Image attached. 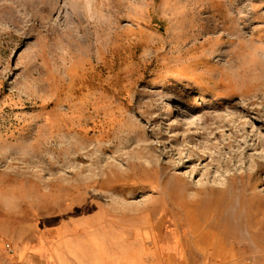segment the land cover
I'll list each match as a JSON object with an SVG mask.
<instances>
[{
    "label": "rangeland",
    "instance_id": "rangeland-1",
    "mask_svg": "<svg viewBox=\"0 0 264 264\" xmlns=\"http://www.w3.org/2000/svg\"><path fill=\"white\" fill-rule=\"evenodd\" d=\"M253 231L264 0H0V264H264Z\"/></svg>",
    "mask_w": 264,
    "mask_h": 264
},
{
    "label": "bare ground",
    "instance_id": "bare-ground-1",
    "mask_svg": "<svg viewBox=\"0 0 264 264\" xmlns=\"http://www.w3.org/2000/svg\"><path fill=\"white\" fill-rule=\"evenodd\" d=\"M194 46V45H193ZM192 50V49H191ZM194 51V50H193ZM189 52V51H188ZM191 52V51H190ZM189 52V53H190ZM192 55V54H191ZM188 59V58H187ZM197 60V59H196ZM201 60V59H200ZM198 61V60H197ZM178 62V61H177ZM200 62V61H199ZM186 63V62H185ZM191 63V62H190ZM189 63V64H190ZM202 63V62H201ZM188 64V65H189ZM193 64V63H192ZM200 64V63H199ZM179 64H177L176 66H178ZM198 65V64H197ZM206 65V64H205ZM210 65V64H209ZM181 66V65H180ZM185 66V65H184ZM194 66V65H193ZM196 67H198V66H196ZM212 67V66H211ZM185 68H186V66H185ZM203 68V67H202ZM205 68H207V67H205ZM204 68V69H205ZM194 69H196V68H194ZM198 69V68H197ZM201 69V68H200ZM208 69H210V67H208ZM185 71H190L191 73H192V75L194 76V77H196V78H199V79H202V73H196L198 70H190V69H184ZM180 71V70H179ZM178 72V71H177ZM184 72V71H183ZM193 72H195V73H193ZM201 72H203V70L201 71ZM203 73H205V72H203ZM205 75V74H204ZM192 78V77H191ZM199 81V80H198ZM201 81V80H200ZM172 182V190L170 191V192H177V193H179V194H181L183 191H184V188H183V185L178 181V179H174V180H172L171 181ZM212 194H213V196H216V195H219L220 194V192L219 191H212ZM218 198H220L219 196H217ZM223 198V197H222ZM250 204H251V206H254L256 209H260V200H258L257 198H252L251 200H250ZM225 208H226V206H225ZM243 213V212H242ZM233 215V214H232ZM244 215V214H243ZM225 216V215H224ZM245 216V218H246V225L247 226H253L254 224H252L251 223V221H250V219H248V215H244ZM240 215H238L237 216V220H236V218H235V220H236V222H234L232 225H226L225 226V234L226 235H234V234H238L239 233V229L241 228V226L242 225H244V223H243V221L241 222V220H240ZM223 218V217H222ZM233 218H234V216H233ZM225 219V218H224ZM227 223V222H226ZM221 224V223H220ZM231 224V223H230ZM222 225V224H221ZM216 226V225H215ZM218 227H219V224L217 225ZM221 227V226H220ZM213 228H215V227H213ZM215 229H217V228H215ZM217 230H219V229H217ZM260 231V230H259ZM259 231H253L252 233H251V235L249 236V238L247 239V240H245V241H247V244L249 245V246H254V247H256V246H261V245H264V239L260 236V232ZM261 231H263V230H261ZM261 233H263V232H261ZM264 234V233H263ZM241 241H244V240H241ZM263 250V249H262ZM262 254V253H261ZM246 258H248V259H251V260H253V259H257V257H255V256H250V257H246ZM262 258V257H261ZM259 259V258H258ZM257 259V260H258Z\"/></svg>",
    "mask_w": 264,
    "mask_h": 264
},
{
    "label": "crops",
    "instance_id": "crops-1",
    "mask_svg": "<svg viewBox=\"0 0 264 264\" xmlns=\"http://www.w3.org/2000/svg\"><path fill=\"white\" fill-rule=\"evenodd\" d=\"M135 251L129 252L128 249L127 255L130 258L142 257V255ZM152 258L156 259L158 257L153 254ZM88 264H129V262L125 260L124 254L122 252L113 253L112 251L106 249L103 253L99 255V257H97L96 254L93 253L90 257V262Z\"/></svg>",
    "mask_w": 264,
    "mask_h": 264
}]
</instances>
